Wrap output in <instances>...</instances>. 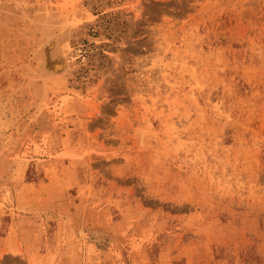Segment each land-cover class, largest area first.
Segmentation results:
<instances>
[{"label": "rangeland", "instance_id": "obj_1", "mask_svg": "<svg viewBox=\"0 0 264 264\" xmlns=\"http://www.w3.org/2000/svg\"><path fill=\"white\" fill-rule=\"evenodd\" d=\"M0 264H264V0H0Z\"/></svg>", "mask_w": 264, "mask_h": 264}, {"label": "bare ground", "instance_id": "obj_2", "mask_svg": "<svg viewBox=\"0 0 264 264\" xmlns=\"http://www.w3.org/2000/svg\"><path fill=\"white\" fill-rule=\"evenodd\" d=\"M41 12H39V14H43ZM49 13L51 14V12ZM50 14L47 17V14L43 16L39 15L40 17L36 24L37 29L40 31V36L42 37V39L40 42V46H38L39 48L37 47L38 51H35L32 55V57L34 58H32L34 61V65L32 67V71L29 74V77L31 78H29V80L31 81H29L30 84L28 83V85H30V87L32 88L31 90H33L38 97L44 94L41 83L61 76L67 69V64L62 51V45L66 42L67 27L65 28L64 25H66L68 19L66 18L67 16L60 17L58 15L60 18L56 16L58 17L56 19H59V21L54 20V18L52 17L53 15L51 14V16ZM55 14H57L56 11ZM34 25L32 24V27ZM29 68L30 67H28V69Z\"/></svg>", "mask_w": 264, "mask_h": 264}]
</instances>
